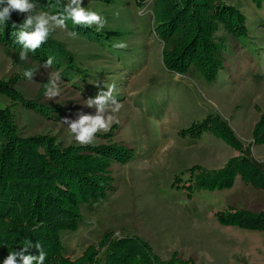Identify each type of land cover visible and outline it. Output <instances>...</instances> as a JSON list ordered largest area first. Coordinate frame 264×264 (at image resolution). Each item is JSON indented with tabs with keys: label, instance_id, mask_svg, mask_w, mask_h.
<instances>
[{
	"label": "rangeland",
	"instance_id": "obj_1",
	"mask_svg": "<svg viewBox=\"0 0 264 264\" xmlns=\"http://www.w3.org/2000/svg\"><path fill=\"white\" fill-rule=\"evenodd\" d=\"M167 1L82 0L81 7L100 14L106 24L96 32L95 25L68 20L67 30L51 33L73 56L69 80L60 74V94L52 99L44 86L60 70L28 55L21 60L19 51L0 44V79L16 77L15 88L39 108L2 92L0 107L11 111L19 134L50 135L66 146L76 141L64 118L96 115L86 100L115 84L113 96L121 108L113 113L109 101L102 115L116 119L108 131L96 133L93 143L125 145L130 157L111 161L105 195L82 202L78 224L60 231L62 253L69 259L79 258L88 245L99 246L111 231V237H139L161 260L264 264V229L223 225L217 219L218 213L264 210V188H254L235 170L228 187L219 185L229 178L227 172L214 177L241 155L261 164L264 174V140L254 135L264 113V0H220L242 17L246 30L235 35L224 22L214 23L212 39L223 56L214 78L197 64L180 71L163 60V50L172 48L171 37L161 32ZM40 11L51 14L37 5L28 14ZM121 41L126 48L113 47ZM26 70L34 72L31 79L24 76ZM40 105L50 116L39 112ZM204 122L209 127L197 132L196 124ZM227 129L239 147L220 136L218 130Z\"/></svg>",
	"mask_w": 264,
	"mask_h": 264
},
{
	"label": "trees",
	"instance_id": "obj_2",
	"mask_svg": "<svg viewBox=\"0 0 264 264\" xmlns=\"http://www.w3.org/2000/svg\"><path fill=\"white\" fill-rule=\"evenodd\" d=\"M253 1L260 4L263 0ZM28 2L51 14H62L68 3L67 0ZM220 2L168 0L163 5L160 20L164 28L161 32L165 37H171L169 43L172 46L170 50H163L167 66L186 71L191 64L198 65L208 78L215 77L223 66V56L219 44L212 39L214 23L224 22L235 35H243L246 30L242 17ZM27 15L12 11L10 19L0 23L1 45L21 52L23 45L17 42L16 35ZM73 30L79 31L77 27ZM27 55L44 65L51 57L52 65L69 80L68 70L73 68V56L51 34L45 43ZM16 80V77L0 79V92L17 97L16 100L25 106L39 108L15 88ZM40 107L39 112L50 116L46 105ZM8 111L11 112L0 107V264L9 252L19 253L26 241L33 246L24 254L38 257L42 250L46 254L44 264H192L190 260H161L139 237H111V231L103 235L99 246L92 248L88 245L79 258L69 259L62 253L60 231L78 224L82 202L105 195L111 186V161H127L131 149L117 143L81 145L72 142L64 146L50 135H21ZM196 126L197 132L209 127L206 122ZM218 131L225 141L239 147L230 130ZM254 135L256 141L259 138L264 140V113L255 125ZM234 170L246 176L254 188H264L261 164L246 155L233 157L224 169L214 174L215 178L226 172L229 175L219 183L220 187L231 185ZM217 219L223 225L264 229V210L240 209L223 217L218 213ZM7 222L11 223L5 226ZM36 243L40 244V250L35 247ZM101 249L103 252L99 255ZM16 264H22L19 257ZM32 264L36 261L33 260Z\"/></svg>",
	"mask_w": 264,
	"mask_h": 264
},
{
	"label": "clouds",
	"instance_id": "obj_3",
	"mask_svg": "<svg viewBox=\"0 0 264 264\" xmlns=\"http://www.w3.org/2000/svg\"><path fill=\"white\" fill-rule=\"evenodd\" d=\"M82 0H69L64 5L62 14H49L47 12L40 11L35 15H27L23 23L19 27V31L16 35V40L23 45L20 52V59L27 58L28 52H34L43 43H45L49 35L59 28L67 30V21L71 20L73 25H83L91 27L96 26V32H100L106 24V20L97 12L86 10L81 7ZM0 23H5L10 19L12 11H18L19 13H32L36 9V5L29 3L28 0H0ZM51 22V23H50ZM15 26V25H14ZM70 37H75L76 32H68ZM114 48L123 49L127 47L125 42H117L113 45ZM52 65V58L49 57L45 62V67L48 68ZM34 72L26 70L24 76L31 79ZM61 81V75L59 72H52L45 84V96L49 99L56 97L60 94L59 83ZM115 91V84L107 85V91H100L96 97L86 100L87 107H94L96 109V115H85L77 113L78 119L70 121L64 118L63 123L68 125V132L72 135L74 140L81 144H90L95 139L96 133L101 131H108L111 123L116 119L112 114L106 118L102 115L109 108V101H111L112 112H119L121 104L113 96ZM33 245L26 241L25 245L21 248L19 253L9 252L7 257L3 260V264H16V258L19 257L22 264H32L35 260L36 264H44L46 254L41 250L38 257L25 255L24 253L30 249ZM35 247L40 250L41 246L36 243Z\"/></svg>",
	"mask_w": 264,
	"mask_h": 264
}]
</instances>
